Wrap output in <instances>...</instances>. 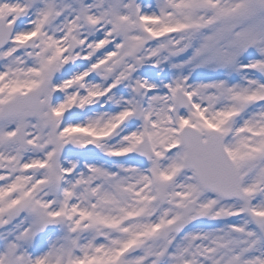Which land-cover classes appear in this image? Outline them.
I'll use <instances>...</instances> for the list:
<instances>
[{
    "label": "snow or ice",
    "instance_id": "6c2138e0",
    "mask_svg": "<svg viewBox=\"0 0 264 264\" xmlns=\"http://www.w3.org/2000/svg\"><path fill=\"white\" fill-rule=\"evenodd\" d=\"M0 264H264V0H0Z\"/></svg>",
    "mask_w": 264,
    "mask_h": 264
}]
</instances>
